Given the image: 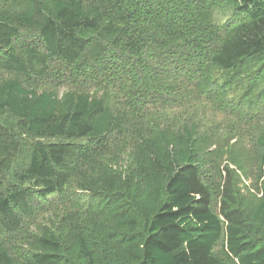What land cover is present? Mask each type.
I'll list each match as a JSON object with an SVG mask.
<instances>
[{"label": "trees", "instance_id": "obj_1", "mask_svg": "<svg viewBox=\"0 0 264 264\" xmlns=\"http://www.w3.org/2000/svg\"><path fill=\"white\" fill-rule=\"evenodd\" d=\"M224 1L234 11L219 23L214 13ZM24 28L34 34L25 37ZM262 54L264 0H0V70L17 75L0 83V109L32 138L22 145L0 119V227L19 230L122 135L139 136L146 149L140 182L114 171L86 175L109 227H77L69 246L44 232L28 264H224L214 253L223 238L238 264H264V242L232 200H224L223 218L213 211L192 130L186 138L167 130L150 136L146 112L156 102L203 98L222 86L214 70L235 73ZM54 59L74 84L61 97L29 87L39 77L21 82L51 74ZM96 88L105 91L91 93ZM256 216L264 223V202ZM0 264H14L3 247Z\"/></svg>", "mask_w": 264, "mask_h": 264}, {"label": "rangeland", "instance_id": "obj_2", "mask_svg": "<svg viewBox=\"0 0 264 264\" xmlns=\"http://www.w3.org/2000/svg\"><path fill=\"white\" fill-rule=\"evenodd\" d=\"M232 11L234 7L227 1L222 8L215 10L214 20L223 23ZM22 33L28 38L34 31L24 28ZM32 39L35 38L28 41ZM58 61H51L52 73L48 76L21 77V82L29 86L39 77L29 87L56 91L61 97L74 84L61 78L60 71L66 73L67 70L60 64L55 65ZM217 74L222 86L217 91L210 89L207 96L203 95L212 99L203 97L186 104L156 102L155 106L149 105L147 120L152 119L153 122L148 135L167 130L186 138V130H192L199 142L202 179L211 191L213 211L223 218L220 208L225 199L232 200L234 207L244 214L245 225L252 231V237L264 242V223L256 216L264 202V54L250 59L243 69L235 73L214 70V75ZM11 78H17V75L0 70V83ZM104 91V88H96L91 93ZM129 116L127 126H131L133 121L132 113ZM0 119L19 135L22 145L32 140L27 131L18 127V118L12 113L0 109ZM184 124L188 126L186 129ZM137 139L139 136L132 139L127 135L119 137L98 157L97 162L77 171L64 193L43 199L41 207L25 219L19 230L9 233L0 227V247L11 253L14 264H28L29 253L35 248L37 237L44 232H55L69 246L76 235L73 230L77 227L92 232H98L94 223L104 222L109 227L102 204L87 190L86 181L88 176L105 177L114 171V175L120 178H134L140 182L142 151L146 149H140L143 142ZM227 187L230 197L226 195ZM214 253L224 264H238L226 253L224 238Z\"/></svg>", "mask_w": 264, "mask_h": 264}]
</instances>
